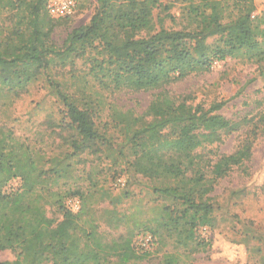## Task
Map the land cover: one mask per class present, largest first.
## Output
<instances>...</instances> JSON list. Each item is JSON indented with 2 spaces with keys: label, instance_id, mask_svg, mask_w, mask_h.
<instances>
[{
  "label": "trees",
  "instance_id": "obj_1",
  "mask_svg": "<svg viewBox=\"0 0 264 264\" xmlns=\"http://www.w3.org/2000/svg\"><path fill=\"white\" fill-rule=\"evenodd\" d=\"M97 1L89 22L72 28L57 46L51 34L58 18L48 15L47 0H0V14H12L10 25L0 22V105L12 103L52 67L72 69L77 60L85 67L80 97L50 81L66 118L57 153L48 156L42 148L32 149L0 127V251L14 254L0 264H139L144 254L133 244L138 229L162 242L172 239L179 248L199 246L195 227L212 224L207 194L213 181L249 160L254 139L264 131V111L257 119L231 120L219 113L224 101L205 107L167 88L228 57L264 64V12L253 15L252 0H235L236 14L227 15L229 19L215 0L191 1L179 29L156 26L153 10L160 0ZM121 90L152 91L153 97L140 114L94 101L100 91ZM105 107L109 121L100 126ZM108 125L124 133L122 145L108 136ZM244 127L248 133L235 152L215 160L202 153ZM82 153L111 160L129 156L134 173L171 180L153 187L167 204L140 220L135 216L142 215L140 207L133 213L119 211L118 199L94 181L86 191L54 189L59 180L75 184L71 159ZM15 178L19 186L5 191ZM69 197L79 199L77 211L67 205ZM47 206L58 216H48ZM121 227L123 232L107 234ZM177 262L170 253L160 264Z\"/></svg>",
  "mask_w": 264,
  "mask_h": 264
},
{
  "label": "rangeland",
  "instance_id": "obj_2",
  "mask_svg": "<svg viewBox=\"0 0 264 264\" xmlns=\"http://www.w3.org/2000/svg\"><path fill=\"white\" fill-rule=\"evenodd\" d=\"M199 3L201 0H160L159 6L153 10V19L157 27L179 29L187 13L189 2ZM223 7V15H235V0H215ZM73 15L54 19L51 38L57 46H61L67 33L72 28L87 24L98 5L97 0H74ZM253 15L264 12V0H252ZM1 15V23L10 25L8 12ZM49 15V14H48ZM168 15L174 17L171 21ZM52 17V16H51ZM55 18V17H52ZM229 19V17H227ZM75 68L52 67L43 72L28 86L27 91L20 94L9 105H0V127L10 133L14 139L32 149L42 148L51 156L59 151L60 133L66 121L64 107L54 91L50 81H56L68 94L80 97L78 88L85 82L82 76L85 67L77 60ZM175 96L189 95L192 103H201L207 107L213 101H224L219 113L231 120L244 117L257 119L264 111V64H255L242 57H228L223 61H214L210 69L202 73H192L175 81L167 87ZM89 91L84 92L87 96ZM153 97L152 91L121 90L112 93L99 92L94 98L102 101L106 107L116 104L120 109H132L142 113ZM106 107L100 111L99 123L108 122ZM99 126V127H100ZM107 134L115 143L125 142V136L119 128L108 125ZM248 127L233 132L221 143L206 146L202 153L215 160L219 154H230L237 150L248 133ZM65 148V146H63ZM129 156L111 160L104 154L82 153L71 159L78 180L75 184H63L59 180L54 189H74L80 187L86 191L94 181L97 188L103 189L116 197V208L119 211L133 213L142 210V215L135 213L138 219L150 218L154 215V207L167 204V200L153 193V187L170 185L171 180L150 179L134 173L128 166ZM125 180L123 187L114 185L115 179ZM19 186L18 178L12 179L5 187L10 191ZM213 209L212 224L195 227V235L199 246L179 248L172 239L160 241L146 231L138 229L134 233L135 249L144 254L139 264H160L165 254H175V264H264V131L257 134L253 141L250 159L242 165L233 167L229 173L213 181L212 190L207 194ZM169 202V201H168ZM101 206H108L103 202ZM140 205V206H139ZM48 216H58L54 208L47 206ZM142 217V218H140ZM108 230V235L123 232ZM107 230V229H106ZM150 236L148 247L141 250L139 239ZM14 254L10 250L0 251V261L11 260Z\"/></svg>",
  "mask_w": 264,
  "mask_h": 264
},
{
  "label": "built area",
  "instance_id": "obj_3",
  "mask_svg": "<svg viewBox=\"0 0 264 264\" xmlns=\"http://www.w3.org/2000/svg\"><path fill=\"white\" fill-rule=\"evenodd\" d=\"M46 9L48 14L52 17H68L73 15L75 11V2L74 0H47ZM114 185L123 187L125 185V180L122 177H117ZM66 203L73 211H77L80 207V201L77 197H69ZM150 239L151 237L148 235L139 239L138 244L141 250H145L148 247Z\"/></svg>",
  "mask_w": 264,
  "mask_h": 264
}]
</instances>
